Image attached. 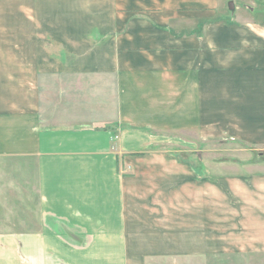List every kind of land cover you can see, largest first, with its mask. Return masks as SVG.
<instances>
[{"label": "crops", "instance_id": "0c3cea01", "mask_svg": "<svg viewBox=\"0 0 264 264\" xmlns=\"http://www.w3.org/2000/svg\"><path fill=\"white\" fill-rule=\"evenodd\" d=\"M9 1L0 264L264 256V171L200 149L264 145V0H15L11 23Z\"/></svg>", "mask_w": 264, "mask_h": 264}, {"label": "rangeland", "instance_id": "374dc122", "mask_svg": "<svg viewBox=\"0 0 264 264\" xmlns=\"http://www.w3.org/2000/svg\"><path fill=\"white\" fill-rule=\"evenodd\" d=\"M9 7L10 11L12 9L13 15L10 14L9 20L11 22H16V16H15V8H16V1L10 0L9 1ZM14 9V10H13ZM42 14L49 10L48 1H42ZM47 17L45 15H42L41 17V23H47ZM15 32H9L10 40L14 39L16 37ZM50 34L49 32H41V50L42 55L49 54L51 49L50 42ZM63 34V33H62ZM13 49L10 47V52ZM63 54V53H62ZM168 138L170 139V142L167 144L162 145L163 148H166L170 154H173L174 156L179 157L180 160L185 159L186 162H189L192 160L193 150L189 146H185L184 154L177 155V144L175 142L176 139V133L170 132L167 134ZM162 148V147H161ZM200 149L202 151V155H206L207 153L209 155H216L218 159L217 162H233L237 163L239 161L238 159H246L250 164L253 166L260 167V170L264 171V145L258 146L253 144H240V143H231V142H225V141H216L214 143H201ZM240 152L243 155L240 154ZM234 159V160H233ZM241 262L244 264H264V256L260 257H246L244 260L241 259Z\"/></svg>", "mask_w": 264, "mask_h": 264}, {"label": "water", "instance_id": "95a60500", "mask_svg": "<svg viewBox=\"0 0 264 264\" xmlns=\"http://www.w3.org/2000/svg\"><path fill=\"white\" fill-rule=\"evenodd\" d=\"M229 7L231 8V7H232V5H229Z\"/></svg>", "mask_w": 264, "mask_h": 264}]
</instances>
